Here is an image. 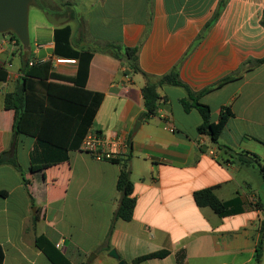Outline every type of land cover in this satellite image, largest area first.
Here are the masks:
<instances>
[{"label": "crops", "instance_id": "1", "mask_svg": "<svg viewBox=\"0 0 264 264\" xmlns=\"http://www.w3.org/2000/svg\"><path fill=\"white\" fill-rule=\"evenodd\" d=\"M51 1V15L66 21L55 27L39 2L33 3L29 51L0 35V67L7 72L0 82V154L13 153L29 182L12 166H0L3 264H50L35 247L37 236L59 243L71 264H180L181 254V264H253L264 183L257 166L239 165L224 148L264 161V64L241 70L247 61L264 59V0H226L209 27L220 0ZM64 26L71 47L91 53L87 77L77 84L78 61L53 54L54 30ZM126 49H136L140 72L130 69ZM27 59L51 64L49 97L85 104L101 94L91 127L126 143L135 208L129 222L115 221L110 236L120 198L119 164L97 161L79 148L68 152L67 161L47 167L42 180L31 177L35 141L14 133V113L4 109V96L15 90ZM174 67L193 92L241 71L200 100L209 106L212 123L231 105L233 117L217 144L197 133L201 117L194 109L184 112L180 101L186 92L180 87L159 88L157 114L140 120L143 87ZM207 188L230 202L234 213L220 218L198 207L193 194ZM164 252L163 258L134 262Z\"/></svg>", "mask_w": 264, "mask_h": 264}, {"label": "trees", "instance_id": "2", "mask_svg": "<svg viewBox=\"0 0 264 264\" xmlns=\"http://www.w3.org/2000/svg\"><path fill=\"white\" fill-rule=\"evenodd\" d=\"M226 0H220L216 12L207 24L209 27L219 16ZM40 8L47 14L52 13L51 7L46 1H38ZM8 34L12 40L22 49V46L13 33ZM70 29L68 26L55 28L54 30V56L62 59H73L78 61V72L76 84L87 77V68L91 60V53H82L74 50L69 42ZM119 49V47H112ZM28 54V53H26ZM118 58L117 53H113ZM125 58L128 60L129 67L134 72H140L137 68L136 49H126ZM27 59L21 67V77L16 82V88L12 93L4 96V109L13 111L14 123L13 131L15 134H22L34 139V147L30 153L29 172L32 178L40 177L42 180L43 172L47 167L57 165L68 160V152L79 150L81 141L88 129L92 126L93 119L100 107L103 96L93 94L85 104H75L64 99H54L46 95L47 80L51 71L49 62L29 65ZM264 64V59L247 61L242 65V71L251 70L254 67ZM241 72V71H240ZM240 72L227 76L211 87L199 92L191 91L184 83L179 80L177 69L163 76L157 83H146L142 89L144 100V112L140 120H148L158 112L161 97L157 90L162 86H173L183 88L186 97L180 101L184 112L188 113L192 109L196 110L201 117V124L197 127V133L207 135L213 144H217L227 123L233 117L231 105L221 109L217 123L210 120V108L203 104L201 98L215 88L236 80ZM7 72L0 67V82H5ZM81 102V101H80ZM234 162L241 166H257L264 183V161L258 156L249 152H233L224 148ZM119 164L120 172L116 182L117 192L120 194L118 205L111 222L108 236L114 229L116 220L129 222L133 216L135 208V198L133 197V183L131 181L130 154L125 157L111 161ZM10 165L21 173L23 183H29L25 174L21 171L14 154L3 152L0 154V166ZM193 199L198 207H206L213 211L220 218L234 213L231 210L230 202L220 201L212 188H207L194 192ZM259 238L255 248L253 264H260L264 252V220L259 229ZM35 247L43 253L50 264H71L70 261L60 253L44 236L35 238ZM107 248V246H105ZM167 252L136 259L134 262H142L149 258H163ZM4 261V251L0 246V264ZM181 264L183 255L178 256ZM86 264V263H83Z\"/></svg>", "mask_w": 264, "mask_h": 264}, {"label": "water", "instance_id": "3", "mask_svg": "<svg viewBox=\"0 0 264 264\" xmlns=\"http://www.w3.org/2000/svg\"><path fill=\"white\" fill-rule=\"evenodd\" d=\"M37 1H46L50 7H54L51 0H0V35L13 33L26 51L30 50L28 13L30 6ZM45 17L55 27H59L66 21L65 18H56L51 13L46 14ZM109 254L117 258L114 250H111Z\"/></svg>", "mask_w": 264, "mask_h": 264}, {"label": "built area", "instance_id": "4", "mask_svg": "<svg viewBox=\"0 0 264 264\" xmlns=\"http://www.w3.org/2000/svg\"><path fill=\"white\" fill-rule=\"evenodd\" d=\"M57 61H64L58 59ZM30 66L34 64H39V62L31 61L28 63ZM170 132H173L172 128H169ZM80 150L88 153L91 157L97 161H114L125 157L127 146L123 138L116 137L114 139H107L102 134L98 133L95 129L90 127L83 137ZM60 244H55V248L58 250Z\"/></svg>", "mask_w": 264, "mask_h": 264}, {"label": "rangeland", "instance_id": "5", "mask_svg": "<svg viewBox=\"0 0 264 264\" xmlns=\"http://www.w3.org/2000/svg\"><path fill=\"white\" fill-rule=\"evenodd\" d=\"M32 13H34L33 10H31V12L28 13L29 14L28 28H29V26L32 25V19H33V14Z\"/></svg>", "mask_w": 264, "mask_h": 264}]
</instances>
